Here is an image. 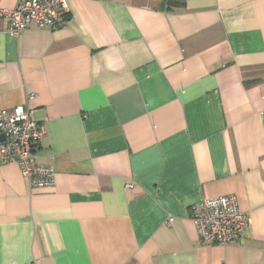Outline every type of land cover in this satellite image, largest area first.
<instances>
[{
    "label": "crops",
    "instance_id": "0c3cea01",
    "mask_svg": "<svg viewBox=\"0 0 264 264\" xmlns=\"http://www.w3.org/2000/svg\"><path fill=\"white\" fill-rule=\"evenodd\" d=\"M170 1L67 0L16 37L0 18V110L44 123L55 171L0 165V264H264V0ZM224 195L249 223L202 244L189 208Z\"/></svg>",
    "mask_w": 264,
    "mask_h": 264
},
{
    "label": "built area",
    "instance_id": "2783aa9c",
    "mask_svg": "<svg viewBox=\"0 0 264 264\" xmlns=\"http://www.w3.org/2000/svg\"><path fill=\"white\" fill-rule=\"evenodd\" d=\"M66 13L67 0H24L12 9L0 8V18L7 19L9 33L15 37L32 26L58 29L66 23ZM45 136L44 123L35 121L24 105L0 110V165H17L32 188L50 189L55 185L54 169L36 164L34 159V146ZM189 218L202 244L223 247L235 244L249 223L235 195L202 199L191 205ZM172 221L173 217L167 219L169 224Z\"/></svg>",
    "mask_w": 264,
    "mask_h": 264
},
{
    "label": "trees",
    "instance_id": "16d2710c",
    "mask_svg": "<svg viewBox=\"0 0 264 264\" xmlns=\"http://www.w3.org/2000/svg\"><path fill=\"white\" fill-rule=\"evenodd\" d=\"M168 2H169V3H171V1H170V0H168Z\"/></svg>",
    "mask_w": 264,
    "mask_h": 264
},
{
    "label": "water",
    "instance_id": "95a60500",
    "mask_svg": "<svg viewBox=\"0 0 264 264\" xmlns=\"http://www.w3.org/2000/svg\"><path fill=\"white\" fill-rule=\"evenodd\" d=\"M3 139V137H1V140Z\"/></svg>",
    "mask_w": 264,
    "mask_h": 264
}]
</instances>
